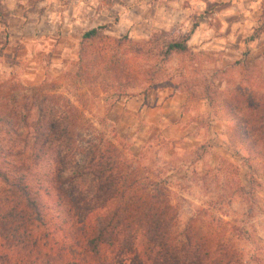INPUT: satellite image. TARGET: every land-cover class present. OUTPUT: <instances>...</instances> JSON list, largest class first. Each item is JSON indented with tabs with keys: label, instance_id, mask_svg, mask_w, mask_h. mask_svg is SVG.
I'll use <instances>...</instances> for the list:
<instances>
[{
	"label": "trees",
	"instance_id": "16d2710c",
	"mask_svg": "<svg viewBox=\"0 0 264 264\" xmlns=\"http://www.w3.org/2000/svg\"><path fill=\"white\" fill-rule=\"evenodd\" d=\"M103 30L81 37L78 78L91 68L89 44L94 70L98 62L112 68L106 46L94 44ZM185 53L186 39L168 43L163 55ZM249 80L224 105L247 152L264 158V95ZM12 100L0 97V264H243L220 239L232 230L241 238L242 229L213 216L219 209L209 216L220 224L216 239L201 235L193 218L176 231L166 170L153 174L145 156L147 165L130 162L115 136L98 129L105 122L96 128L61 96ZM231 200L225 195L219 207Z\"/></svg>",
	"mask_w": 264,
	"mask_h": 264
},
{
	"label": "rangeland",
	"instance_id": "374dc122",
	"mask_svg": "<svg viewBox=\"0 0 264 264\" xmlns=\"http://www.w3.org/2000/svg\"><path fill=\"white\" fill-rule=\"evenodd\" d=\"M2 1L0 49L5 40L7 45L0 55V97L16 101L61 96L95 126L97 121L105 122V129L96 128L115 136L130 162L142 167L147 165L142 160L145 156L149 158L147 162L153 174L166 170L171 205L177 213L178 233L193 218L197 220L196 227L201 235L213 231L216 239V226L220 225L216 218H221L236 230L242 229L241 238L232 230L220 239L233 247L243 264H264V158L247 152L234 134V124L228 116L232 108L224 105L243 77L249 78L252 85L257 81L261 83L260 92L264 95V25L253 28L254 31L245 37L230 38V47L214 51L202 45L208 40L201 43L195 37L180 33L168 36L162 32L148 38L118 37L102 27L104 30L94 44L99 42L101 46L98 47L106 46L113 66L108 71L98 62L94 70L92 65L95 66L97 57L92 52L95 48L88 47L89 44L85 52L92 55L91 68L78 78L79 66L85 63L78 59L79 35L71 38L75 44L73 48L77 49L66 54L56 52L59 39L53 36L39 35L31 30L14 35L8 30L12 22L8 21ZM26 8L33 10L35 0H27ZM19 25L15 22L14 28L19 29ZM184 39L187 40V53L164 58L168 43ZM67 42L70 48V41ZM200 43L205 49H200ZM116 81H121V86ZM171 89L186 93L188 103L184 111L195 114L193 120L204 129V141L195 146L189 141H164L158 136L141 144L135 154L130 153L133 136L118 132L110 117H115L112 111L135 98L146 102V96L151 93L167 95ZM150 100L147 103H151ZM206 105L210 120L221 132L218 144L228 152L219 159H216L218 155L213 157L212 147L205 141L209 126L200 114ZM197 159L200 161L191 164ZM238 188H242L241 192ZM227 194L232 200L220 208L221 198ZM217 209L220 213L213 215L216 218L209 217L210 212Z\"/></svg>",
	"mask_w": 264,
	"mask_h": 264
},
{
	"label": "crops",
	"instance_id": "0c3cea01",
	"mask_svg": "<svg viewBox=\"0 0 264 264\" xmlns=\"http://www.w3.org/2000/svg\"><path fill=\"white\" fill-rule=\"evenodd\" d=\"M26 2L2 1L8 21L12 22L8 30L14 35L31 30L58 38L56 52L62 54L77 49L73 48L72 36L81 38L102 27L114 36L132 38L175 31L201 43L208 40L202 45L214 51L230 47V38L245 37L253 28L264 25V0H35L33 10L26 8ZM15 22L20 23L17 30ZM202 45L200 49H205ZM149 99L151 103H147ZM187 103L186 93L171 89L167 95L148 94L146 102L139 98L128 101L112 111L115 117H110L118 132L133 136L132 154L158 136L164 141H189L199 146L204 141V129L195 123L192 111H184ZM200 115L209 126L205 141L212 147L213 157H225L228 152L218 144L221 132L210 120L208 105Z\"/></svg>",
	"mask_w": 264,
	"mask_h": 264
}]
</instances>
